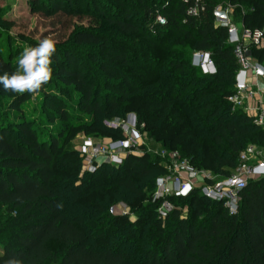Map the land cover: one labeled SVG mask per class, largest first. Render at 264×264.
I'll list each match as a JSON object with an SVG mask.
<instances>
[{
	"label": "trees",
	"instance_id": "1",
	"mask_svg": "<svg viewBox=\"0 0 264 264\" xmlns=\"http://www.w3.org/2000/svg\"><path fill=\"white\" fill-rule=\"evenodd\" d=\"M114 1L124 8V0ZM230 1L249 5L242 25L264 33V0ZM30 3L51 16L99 17L127 35L119 46L87 30L77 31L74 40L77 46H93L106 54L92 59L108 78L116 75L112 64L131 68L138 80L122 79L127 88L106 79V90L114 92L106 101L112 110L134 114L149 138L165 149L179 151L198 169L225 178L238 165L247 144L264 148V130L227 101L239 65L228 42V27L216 23V0H139L134 8L142 12L140 19L127 9L112 15L113 10L101 0H48L49 7L44 0ZM194 9L197 13L189 14ZM158 16L165 24L158 22ZM138 33L148 47L136 46L131 36ZM4 36L0 31V39ZM127 49L133 51L131 59ZM186 49L209 52L217 73L207 75L193 67ZM251 54L264 64V38ZM141 58L153 69L134 67ZM52 59V79L37 95L42 99L39 112L52 115L51 122H66L65 88L75 89L85 112H101L93 80L79 58L69 50L56 49ZM15 70L11 56L0 47V75ZM2 96L7 97L9 110H0V206H7L12 216L2 231L6 238L0 264L9 259L22 264H264V177L241 191L235 215L195 191L170 198L175 209L161 218L157 213L161 202L151 204L152 198L139 185L154 170H159V176L165 172L158 158L131 154L116 168L95 164L94 171L83 177V157L67 145L83 130L113 140L124 138L122 132L78 124L58 126L57 136L45 134V127L39 132L34 120L22 113L21 106L31 94L5 91L0 85V100ZM6 113L19 119L11 122ZM115 175L127 177L131 206L145 217L96 216L104 212L106 199L115 201ZM146 202L150 204L145 206ZM74 207L94 215L77 221L69 213ZM146 226L151 227L150 237L138 246Z\"/></svg>",
	"mask_w": 264,
	"mask_h": 264
},
{
	"label": "rangeland",
	"instance_id": "2",
	"mask_svg": "<svg viewBox=\"0 0 264 264\" xmlns=\"http://www.w3.org/2000/svg\"><path fill=\"white\" fill-rule=\"evenodd\" d=\"M46 5L49 7L48 0H44ZM107 6L113 10L112 15L118 14L122 9H127L131 12H135V18L140 19L142 12L139 8H134V4H137L139 0H124L125 6L121 9V6L117 1L114 0H101ZM149 2L150 0H144ZM160 1V0H158ZM217 6L215 8L216 23L221 25L225 19L224 13L229 11L230 18L232 22L241 27V17L251 10V7L246 4H232L230 0H216ZM48 9V8H47ZM50 11V9H49ZM117 12V13H116ZM51 12L45 13L40 9H35L30 3V0H0V31L4 33V38L0 39V47L4 53H9L12 58L13 64L17 67V59L20 55V52L25 46H34L39 43L45 37L53 38L56 43V49L58 50H69L73 55L77 56L81 61V64L84 67V72L88 74L89 79L93 80V85L95 86V101H97L101 106V112L95 113L85 112L79 106V100L75 96L74 88H65V93L62 95L63 103L65 104V109H67L68 120L66 122H51V116L49 114H42L39 111V107L42 105V99L37 95H31L29 100L22 104L21 109L23 115L30 117L34 120V125H36L39 132L43 131V127L46 128L45 134L49 133L54 136L59 134L58 126L61 127H70L78 124H89L91 127H106L121 131L123 136L127 134V129L131 130L135 127L134 118H130L129 115H125L121 110L116 109L112 110L109 102L106 101V98L110 96L114 97L112 94L113 90L105 88L106 79H109V83L115 84L118 87L123 85L127 88V84L123 82L122 79L125 77L136 78L132 75L131 68L123 67L121 64H112L111 68L116 71V75L112 78H108L106 70L101 68L97 62H93L92 57L104 58L105 53L100 54V50L93 46H77L75 44L74 35L77 31L87 30L93 32L100 37L104 38L109 42L111 46H119L125 44L123 41H127V35L122 34L117 30L114 25L107 24L106 21L99 17H86V16H73V15H64L56 16L50 15ZM135 43H138L136 46L148 47L145 44L144 36L140 33L131 36ZM129 47V46H128ZM127 48V43H126ZM130 59L133 51H130ZM186 57L190 59L193 56V51L186 49ZM134 64V67L143 70H151L153 66L148 64L145 65L142 62ZM107 83V82H106ZM100 84L102 85V88ZM105 84V85H104ZM110 99V98H109ZM7 97L2 96L0 100V110L5 112L9 110L7 105ZM55 113V112H54ZM7 114V113H6ZM6 117L11 122H16L19 118L14 114H7ZM138 122V120H137ZM136 132H139L140 135H136L130 132L132 137L133 144V155L141 156L145 153H148L153 159H157L156 151L160 150L161 145L157 144L155 141L151 140L147 134L135 129ZM127 137V135H126ZM91 139L94 143L92 150L88 151L95 152L104 145H107L110 139L105 138L100 135H87L83 130L81 131L74 140L67 145V148L77 149L78 151L82 150V145L84 141ZM249 143L247 145H250ZM254 144V143H253ZM82 155V154H81ZM83 157V156H82ZM90 157V155H89ZM88 157V159H89ZM87 157L82 158V167L81 173L83 177H86L89 172L94 171V165L98 164L102 166L103 164L109 165L111 168H116L118 165L109 163L104 158H98L94 164H90ZM159 161V160H158ZM159 170L156 169L152 172L149 178L142 179L140 182V188L143 192L146 193L147 197L152 198L153 193L156 187V181L159 177ZM117 182H114L113 185L117 187V193L115 195V201L113 203L109 202L108 199L102 204L104 207L103 213H97V217L102 216H115V215H125L132 220L145 217V213L134 209L131 206L132 194L127 185V177L121 176L118 178V175L114 176ZM153 199V198H152ZM154 201L151 200V204ZM150 204L149 202L145 203V206ZM148 208H151L148 207ZM147 208V210H148ZM70 217L75 220L81 219L84 215L87 217H92L94 214L84 211L80 208H71ZM12 216L7 206H0V250L2 243L4 242L6 235L2 233L3 228L7 220ZM151 233V227L146 226L143 234L144 241L138 246H144L148 242ZM124 238V236H122ZM52 249H56L57 246L55 243H50Z\"/></svg>",
	"mask_w": 264,
	"mask_h": 264
},
{
	"label": "built area",
	"instance_id": "3",
	"mask_svg": "<svg viewBox=\"0 0 264 264\" xmlns=\"http://www.w3.org/2000/svg\"><path fill=\"white\" fill-rule=\"evenodd\" d=\"M196 13L197 9L189 11L192 15ZM224 15L225 19L221 25L228 27V42L234 49L239 65L234 91L227 97V101L233 105L234 109H241L252 117L255 125L264 130V64L254 59L251 54V49L262 43L264 33L259 30L249 31L243 25L241 27L235 25L229 11H226ZM157 20L165 24L161 16H158ZM191 63L204 74L217 73L216 65L209 52H194ZM129 116L135 119L133 124L135 127L131 130L127 129V137L124 135L122 139H110L107 145L90 153L88 151L93 149L94 143L91 139L84 141L80 153L87 159L90 155L88 159L90 164H94L98 158L102 157L109 163L121 165L125 156L133 154L132 137L129 133L139 136L140 133L135 129L139 128L144 132V125H139L134 114ZM156 156L165 170L156 181L152 197V201L161 202L157 209L161 218H165L175 209L170 198L186 197L195 191L206 199L222 203L231 215H235L239 209L241 191L249 182L264 177V148L254 144L248 145L240 152L238 165L225 178L198 169L179 151H169L161 146L160 150L156 151Z\"/></svg>",
	"mask_w": 264,
	"mask_h": 264
},
{
	"label": "clouds",
	"instance_id": "4",
	"mask_svg": "<svg viewBox=\"0 0 264 264\" xmlns=\"http://www.w3.org/2000/svg\"><path fill=\"white\" fill-rule=\"evenodd\" d=\"M56 41L45 37L36 46H25L17 59L16 70L0 75V85L5 91L23 95H38L53 75V59ZM4 264H22L18 259H9Z\"/></svg>",
	"mask_w": 264,
	"mask_h": 264
}]
</instances>
